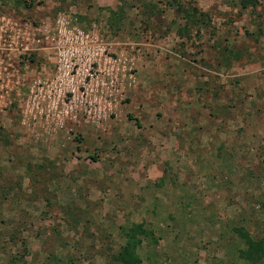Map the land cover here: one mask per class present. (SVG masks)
<instances>
[{
    "label": "rangeland",
    "instance_id": "374dc122",
    "mask_svg": "<svg viewBox=\"0 0 264 264\" xmlns=\"http://www.w3.org/2000/svg\"><path fill=\"white\" fill-rule=\"evenodd\" d=\"M263 203L264 0H0V264H249Z\"/></svg>",
    "mask_w": 264,
    "mask_h": 264
},
{
    "label": "trees",
    "instance_id": "16d2710c",
    "mask_svg": "<svg viewBox=\"0 0 264 264\" xmlns=\"http://www.w3.org/2000/svg\"><path fill=\"white\" fill-rule=\"evenodd\" d=\"M171 1L172 3H178V0ZM257 5L258 0H240V6L242 9H254L255 7H257ZM181 11H183V8H181ZM196 13L197 9L193 8L190 16L194 17V14ZM198 14L202 17L203 20L198 18L200 22L193 21V25L206 24V22L208 21V19L206 20L207 15H205V13ZM261 206L264 207V203L261 204ZM122 233L125 238V243L114 255H112L110 261L116 264H138L139 256L136 252V249L142 244L144 239L150 238L152 233L144 228L142 224H135L130 227H122ZM238 233L246 247L245 249L239 251L240 258L248 262L249 264L262 263L264 259V239L253 240L241 231H238Z\"/></svg>",
    "mask_w": 264,
    "mask_h": 264
}]
</instances>
